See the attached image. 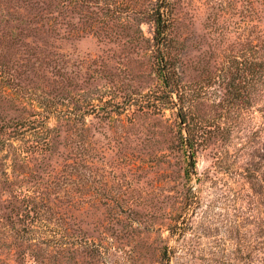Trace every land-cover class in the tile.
<instances>
[{"label":"rangeland","instance_id":"rangeland-1","mask_svg":"<svg viewBox=\"0 0 264 264\" xmlns=\"http://www.w3.org/2000/svg\"><path fill=\"white\" fill-rule=\"evenodd\" d=\"M39 1L0 0V264H264V0H170L169 52L156 0Z\"/></svg>","mask_w":264,"mask_h":264},{"label":"trees","instance_id":"trees-1","mask_svg":"<svg viewBox=\"0 0 264 264\" xmlns=\"http://www.w3.org/2000/svg\"><path fill=\"white\" fill-rule=\"evenodd\" d=\"M25 1V3L28 4H33L36 3L35 5V9L37 8V4L40 3L39 0H23ZM170 0H156L154 3V6L152 7L151 11L148 12H139L142 13L143 16V22L145 23H150L153 25V29H154V42L157 44L158 48H160L161 46L165 47L166 50L169 52L172 47H174V43L178 44L179 40L177 37V33H178V25L175 24V21L172 19L171 15L168 14L167 12V8L170 9V11H173V6L169 3ZM38 2V3H37ZM27 5V4H26ZM28 7V6H27ZM141 15V14H140ZM211 18V16H210ZM216 18V17H214ZM47 19L44 18V20ZM213 20V18H212ZM210 21V19H209ZM30 26L28 30H32L35 29V27L32 26V21H28ZM5 23V22H4ZM6 27L9 28V24L5 23ZM7 28L2 27L0 28V79L1 81L4 79L5 76H8L9 73V65H8V57L7 55L11 53L12 56H14L15 54L12 53L13 50H15L19 45L22 44V40L20 38H18V36L14 35V33H12L13 31H9ZM264 42V40L262 41ZM1 46H5V47H1ZM164 56L162 57V65L164 67V70L166 73H164L165 78L167 77V75L171 76V74L176 75V67L174 64V59L169 55V53L167 54H163ZM246 61L244 60V63ZM245 78V77H244ZM251 80V79H250ZM168 85H170L171 83L168 81L167 82ZM246 84V82H245ZM17 85V84H16ZM172 86H170V88L172 89V92H175L176 88H175V84H171ZM177 91V90H176ZM181 124H185L186 125V129L185 131L187 132V137H184L182 134V131L184 130L182 128L181 130V143L184 146H187V141L189 142V145L192 149H194V146L196 144V138H197V128L191 126L188 122V116L187 114H182L181 115ZM4 127V125L2 126ZM1 164V163H0ZM4 184H7L6 182ZM17 201V200H16ZM26 203V206L23 204V206L25 207L24 210H28L30 209V211L32 209H35V206L37 205H33L31 208V203L30 202H23ZM6 213L4 214L3 220H6L7 222H9L10 228L11 230H14L16 233V236L20 235L19 231L16 230V226L17 224L21 223L24 220L23 215L21 214L22 209L21 207L18 205V202L13 203V202H9L7 205L4 206ZM29 217V216H26ZM10 230V231H11ZM7 238H9V235H7Z\"/></svg>","mask_w":264,"mask_h":264},{"label":"water","instance_id":"water-1","mask_svg":"<svg viewBox=\"0 0 264 264\" xmlns=\"http://www.w3.org/2000/svg\"><path fill=\"white\" fill-rule=\"evenodd\" d=\"M187 145H188V147H190V145H189V142H188V141H187ZM190 165H191V167L193 168L194 164H193L192 156H191V162H190Z\"/></svg>","mask_w":264,"mask_h":264}]
</instances>
